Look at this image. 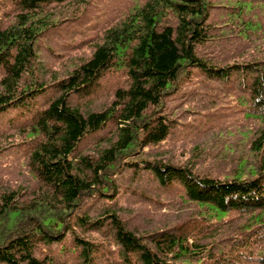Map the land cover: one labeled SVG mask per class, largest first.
<instances>
[{
  "label": "trees",
  "instance_id": "16d2710c",
  "mask_svg": "<svg viewBox=\"0 0 264 264\" xmlns=\"http://www.w3.org/2000/svg\"><path fill=\"white\" fill-rule=\"evenodd\" d=\"M12 2L14 19L7 25L0 20V65L5 69L0 79V113L45 90L36 73L35 42L58 16L68 12L65 20L75 18L90 0ZM251 4L264 8V0H238L227 7L231 17L241 20ZM213 7L212 0H146L92 42L90 57L53 83L61 94L26 122L34 134L29 164L39 188L24 201L16 191L0 197V264H59L38 251L50 244L64 248L68 240L71 245L66 249L78 253V264H95L105 252L102 247L108 250L79 234L76 226L98 230L104 225L82 214V204L88 198L115 195V175L140 165L163 186L179 185L182 200L195 203L200 211L172 229L147 236L129 229L116 213L110 214L111 235L118 247V257L110 264H264L263 158L251 166L240 159L230 179L201 176L188 166L163 160L134 159L140 150L167 138L173 121L164 114L165 101L195 71L218 81L243 66L216 67L198 55L197 45L209 36ZM243 26L248 29L253 24L248 21ZM250 66L240 69L245 73L240 97L246 115L261 123L253 141V149L261 150L264 67L252 70ZM120 69L125 70L128 85L115 89L108 106L84 113L70 104V95L93 92L103 75ZM112 122L114 137L106 146L95 155L76 154L87 135ZM231 214L242 217L240 230L222 236L220 232L227 230L223 222Z\"/></svg>",
  "mask_w": 264,
  "mask_h": 264
},
{
  "label": "rangeland",
  "instance_id": "374dc122",
  "mask_svg": "<svg viewBox=\"0 0 264 264\" xmlns=\"http://www.w3.org/2000/svg\"><path fill=\"white\" fill-rule=\"evenodd\" d=\"M145 1L90 0L77 17L65 20L64 17H70L68 12L58 16L56 24L36 40V73L46 88L25 104L12 106L0 113V197L3 193L16 191L18 198L24 201L39 188L40 183L29 164L30 149L35 140L26 126L28 118L61 94L53 83L90 57L92 42ZM212 1L215 7L208 20L209 36L204 43L197 45L198 55L216 67L236 64H251L252 70L264 67V8L251 4L247 10L245 8L240 20L239 16L231 17L232 10L228 8L235 6L238 0ZM13 7L12 0H0L3 25L14 19ZM248 21L253 26L246 29L243 23ZM243 66L240 69H246ZM240 69H232L230 78L218 81L195 71L192 79L165 101L164 114L173 121L167 138L140 150L134 159L163 160L188 166L201 176L220 179L233 177L242 158L248 160L249 166L258 165L259 160L264 159V145L261 150H255L253 141L261 123L245 113V104L240 97L245 73ZM4 74L5 69L0 65V79ZM127 77L124 69L109 71L99 80L97 89L85 95L72 94L69 102L84 113L103 109L112 101L117 87L128 85ZM114 132L115 124L112 122L87 135L77 146L76 154H97L114 137ZM243 177L249 175L244 174ZM115 179V195L88 198L80 210L82 214L88 213L92 220L101 221L104 227L83 230L76 226L79 234L102 243L110 251L102 247L101 251L105 252L95 259V264H110L118 257V247L111 235L110 214L116 213L129 229L147 236L159 230L172 229L195 218L200 211L195 203L182 200L179 185L163 186L143 165L124 169L115 175ZM235 216L231 214L223 222L227 230L220 232L222 236L225 233L233 236L239 232L242 217ZM69 245L70 240L64 248L61 244L41 246L38 254L51 256L59 264H78V253L67 250Z\"/></svg>",
  "mask_w": 264,
  "mask_h": 264
}]
</instances>
